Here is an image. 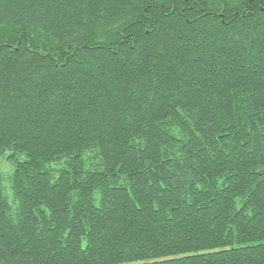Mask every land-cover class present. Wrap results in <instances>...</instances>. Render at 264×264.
Segmentation results:
<instances>
[{
  "label": "trees",
  "instance_id": "16d2710c",
  "mask_svg": "<svg viewBox=\"0 0 264 264\" xmlns=\"http://www.w3.org/2000/svg\"><path fill=\"white\" fill-rule=\"evenodd\" d=\"M0 161V264H264V0H0Z\"/></svg>",
  "mask_w": 264,
  "mask_h": 264
},
{
  "label": "rangeland",
  "instance_id": "374dc122",
  "mask_svg": "<svg viewBox=\"0 0 264 264\" xmlns=\"http://www.w3.org/2000/svg\"><path fill=\"white\" fill-rule=\"evenodd\" d=\"M0 171L3 172L4 175L8 177V173H10V165L6 161H0ZM7 177H5V186L8 185ZM7 192H10V188L7 187Z\"/></svg>",
  "mask_w": 264,
  "mask_h": 264
}]
</instances>
